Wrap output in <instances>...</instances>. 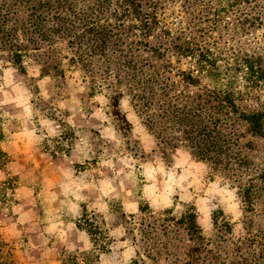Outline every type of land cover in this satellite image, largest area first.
Masks as SVG:
<instances>
[{
	"label": "trees",
	"instance_id": "1",
	"mask_svg": "<svg viewBox=\"0 0 264 264\" xmlns=\"http://www.w3.org/2000/svg\"><path fill=\"white\" fill-rule=\"evenodd\" d=\"M174 2L184 16L170 26L162 15ZM20 11L27 18L18 24ZM214 34L231 40L229 52ZM29 56L38 59L40 75L61 82L66 71H79L88 97L104 94L115 106L127 97L164 155L181 148L214 172H224L237 183L244 211H253L264 192V169L249 167L235 148L252 149L250 140L242 141L246 134L264 141V0H94L86 7L70 0H1L0 61L24 73ZM7 185L10 181L0 183V198ZM81 206L74 223L93 246L83 253V264L122 252L111 247L129 235L135 254L122 264H149L145 258L162 264L151 254L157 253L158 239L141 227L145 212L152 217L149 208L138 206L143 216L137 228L122 210L124 222L115 219L106 227L101 215ZM170 213L165 209L154 219L170 231L181 230L189 251L199 257L206 250L210 264L217 263L218 255L205 247L195 207L185 205L179 218ZM212 219L217 226L215 214ZM246 224L248 237L238 248H251V258L237 264H264V228L252 229L247 219ZM220 226L230 231L228 221ZM15 251L0 233V264H18ZM67 261L79 264L74 257Z\"/></svg>",
	"mask_w": 264,
	"mask_h": 264
},
{
	"label": "rangeland",
	"instance_id": "2",
	"mask_svg": "<svg viewBox=\"0 0 264 264\" xmlns=\"http://www.w3.org/2000/svg\"><path fill=\"white\" fill-rule=\"evenodd\" d=\"M70 1L86 7L94 0ZM180 10L179 2L168 3L162 18L172 26L177 17L184 16ZM26 15L20 11L17 23H25ZM213 38L226 52L233 46L226 35ZM241 41L234 46L239 47ZM37 63L32 56L25 58L21 73L13 64L0 61V183L10 181L0 198V233L13 243L18 264H66L69 257L83 264V253L93 246L88 234L74 223L81 205L101 215L110 227L115 219L124 222L121 199L130 194L152 211V217L145 212L141 227L158 239L157 253L151 254L162 264H210L206 250L198 257L187 249L189 242L181 230L170 231L154 219L165 209H171L169 216L179 218L185 205L197 211L205 247L218 255L214 264H237L244 257L251 258V248L238 246L250 229L247 224L244 228V220L252 229L264 228V192L253 211H244L233 178L214 172L184 149H174L175 160L174 150L164 155L127 97L117 106L108 103L104 94L88 97L79 71H66L61 82L52 74L40 75ZM247 140L252 149L236 151L249 167L264 169V141L250 134L242 139ZM73 174L77 177H70ZM80 188L84 195L76 193ZM124 215L140 226L143 215L139 211L133 219L129 213ZM222 220L229 222V232L220 226ZM129 237L111 247H122V252L102 254L91 264L128 262L135 254ZM145 261L155 264L153 259Z\"/></svg>",
	"mask_w": 264,
	"mask_h": 264
},
{
	"label": "crops",
	"instance_id": "3",
	"mask_svg": "<svg viewBox=\"0 0 264 264\" xmlns=\"http://www.w3.org/2000/svg\"><path fill=\"white\" fill-rule=\"evenodd\" d=\"M144 129V128H143ZM144 131L146 132L145 134H146V136H150L149 135V133L144 129ZM143 146V145H142ZM144 148V147H143ZM145 150V149H144ZM175 151H177V150H174L173 151V153H172V156H173V159L175 160V157H174V152ZM70 177H73V178H75V177H77L75 174H73V175H71ZM145 179H143V181H144ZM144 186H147L146 184H144ZM76 193H82L83 195H84V191H83V189H78V190H76ZM136 197H139V196H136ZM80 198H82V199H86V198H88V197H83V196H81ZM138 202L134 199V196H133V194H130V195H128V196H125V197H123L122 199H121V206H122V210L125 212V213H129V214H134V213H136L137 211H138ZM69 223L70 222H68L67 224L69 225ZM73 227H72V229L74 228V230H76L75 229V227H74V225H72ZM77 231V230H76ZM78 233H80L79 231H77ZM86 247H88L87 245H86Z\"/></svg>",
	"mask_w": 264,
	"mask_h": 264
}]
</instances>
